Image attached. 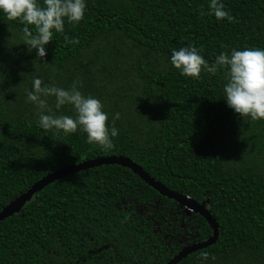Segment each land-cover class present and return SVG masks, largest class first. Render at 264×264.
<instances>
[{"label":"trees","instance_id":"obj_1","mask_svg":"<svg viewBox=\"0 0 264 264\" xmlns=\"http://www.w3.org/2000/svg\"><path fill=\"white\" fill-rule=\"evenodd\" d=\"M221 2L236 22L209 15V0H87L84 19L66 22L44 58L23 45L25 25L0 15V211L63 167L122 156L204 203L217 222V242L179 264H264V120L226 106V69L191 78L170 64L173 49L189 44L210 65L221 52L264 48V0ZM34 77L65 89L79 81L109 120L118 112L114 148L87 143L79 130L40 128L26 102ZM48 103L55 111L54 98ZM146 207L155 208L149 217L139 213ZM184 210L126 168L85 170L0 222V264H166L212 235Z\"/></svg>","mask_w":264,"mask_h":264},{"label":"clouds","instance_id":"obj_2","mask_svg":"<svg viewBox=\"0 0 264 264\" xmlns=\"http://www.w3.org/2000/svg\"><path fill=\"white\" fill-rule=\"evenodd\" d=\"M87 0H0V15L10 21H19L23 29V45L29 53L35 50L39 58L46 56V46L53 41L55 33H63L64 26L78 24L85 17ZM208 14L217 21L236 22L221 0H209ZM31 29H34L32 31ZM79 43L73 38L68 41ZM170 64L182 76L199 78L201 72L215 75L218 69H226V82L223 85V101L239 117L264 120V48L232 49L221 52L210 65L201 55V50L192 45L173 49ZM81 82L74 81L70 88L44 83L39 77L32 80V88L26 92V102L36 106L39 127L65 134L78 130L86 134L87 143L100 146L108 151L114 148V138L119 135L115 121L120 114L115 113L111 120L104 111L102 102L85 96L79 90ZM54 98V108L49 107L48 99ZM68 105L74 115L57 114ZM209 253H203L207 261ZM215 259V257H211Z\"/></svg>","mask_w":264,"mask_h":264},{"label":"water","instance_id":"obj_3","mask_svg":"<svg viewBox=\"0 0 264 264\" xmlns=\"http://www.w3.org/2000/svg\"><path fill=\"white\" fill-rule=\"evenodd\" d=\"M114 165L130 170L133 174H135L139 179H141L146 185H148L151 189L157 192L160 196L168 200L174 201L181 207H184L186 210H189L199 215L210 226L212 230V235L206 241L185 246L174 256H172L166 264H179L182 260L186 259L193 253H196L203 249H207L208 247L214 245L217 242V240L219 239V227L215 219L206 209L204 203L198 204L182 194L170 191L164 185L151 178L141 167L133 163L128 158L122 156L101 157L97 159L87 160L82 163L63 167L58 171L48 174L47 176L39 180L37 183H35L24 194H22L21 196L10 202L6 207H4L0 211V222L9 217H12L14 214L19 213L20 210L25 206V204L32 199L34 194L42 191L48 185H51L58 180L70 177L85 170L98 168L101 166Z\"/></svg>","mask_w":264,"mask_h":264},{"label":"rangeland","instance_id":"obj_4","mask_svg":"<svg viewBox=\"0 0 264 264\" xmlns=\"http://www.w3.org/2000/svg\"><path fill=\"white\" fill-rule=\"evenodd\" d=\"M152 211H155V208L154 207H146V209L145 208H140L139 209V213L140 214H143V215H145V216H147V217H149L150 216V213L152 212ZM176 212V211H175ZM180 212V211H179ZM184 213V215L186 216V217H191L192 216V212L191 211H189V210H184L183 211ZM177 213V212H176ZM182 223L180 222V221H177V225H178V227H181L182 225H181ZM175 226H176V224H175Z\"/></svg>","mask_w":264,"mask_h":264}]
</instances>
